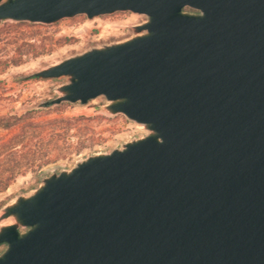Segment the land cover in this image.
<instances>
[{
    "label": "water",
    "instance_id": "1",
    "mask_svg": "<svg viewBox=\"0 0 264 264\" xmlns=\"http://www.w3.org/2000/svg\"><path fill=\"white\" fill-rule=\"evenodd\" d=\"M143 16L25 78L143 132L0 204V264H264V0H0L3 23Z\"/></svg>",
    "mask_w": 264,
    "mask_h": 264
},
{
    "label": "rangeland",
    "instance_id": "2",
    "mask_svg": "<svg viewBox=\"0 0 264 264\" xmlns=\"http://www.w3.org/2000/svg\"><path fill=\"white\" fill-rule=\"evenodd\" d=\"M142 18L143 16L130 12H117L93 19L79 15L41 28V36L45 39L43 42L38 41V48L25 57L23 63L8 68L0 76V87L4 83L7 92L13 97L0 103V111L2 113L8 111L19 113L53 97L51 89L58 82L35 80L24 76L44 64L80 51L89 44L127 36L131 33L130 26L138 23ZM15 77H21L23 81L16 83L13 81ZM102 103L103 98L98 97L86 105L62 103L63 105L47 109L46 112L50 113L48 118L68 116L72 117V124L80 123L88 126V129L82 134L72 131V155L58 163L70 166L76 159L87 153L110 150L122 141L143 134L138 125L129 121L125 116L121 114L110 116L102 112L99 108ZM35 176L36 174L16 181L5 193L0 195V201L11 197L13 193L21 189H29L37 185Z\"/></svg>",
    "mask_w": 264,
    "mask_h": 264
},
{
    "label": "trees",
    "instance_id": "3",
    "mask_svg": "<svg viewBox=\"0 0 264 264\" xmlns=\"http://www.w3.org/2000/svg\"><path fill=\"white\" fill-rule=\"evenodd\" d=\"M44 27L48 26L25 22L0 26V76L38 48V41L45 39L40 33ZM13 81L23 79L15 77ZM12 98L3 83L0 103ZM47 109L35 106L19 113L0 111V195L19 179L68 159L72 155V131L82 134L88 129L87 125L72 124V117L48 118Z\"/></svg>",
    "mask_w": 264,
    "mask_h": 264
}]
</instances>
